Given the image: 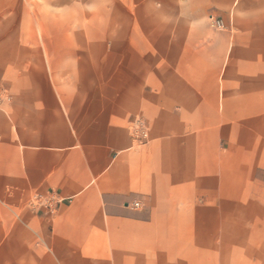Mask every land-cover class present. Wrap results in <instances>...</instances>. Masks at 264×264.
<instances>
[{
	"label": "crops",
	"instance_id": "1",
	"mask_svg": "<svg viewBox=\"0 0 264 264\" xmlns=\"http://www.w3.org/2000/svg\"><path fill=\"white\" fill-rule=\"evenodd\" d=\"M135 2L0 0V264H264V0Z\"/></svg>",
	"mask_w": 264,
	"mask_h": 264
},
{
	"label": "rangeland",
	"instance_id": "2",
	"mask_svg": "<svg viewBox=\"0 0 264 264\" xmlns=\"http://www.w3.org/2000/svg\"><path fill=\"white\" fill-rule=\"evenodd\" d=\"M77 1L80 4L83 0H72ZM180 1V0H179ZM40 3L43 0H39ZM149 6V15L151 17V28L152 30H177L178 31V0H136V12L139 11V15L146 12V9H142L144 4ZM148 4V5H147ZM142 5V6H141ZM138 7H142L138 9ZM42 8H39V12H42ZM78 11V9H77ZM80 16V12L77 13ZM161 21V29L157 26V21ZM157 26V27H156ZM136 28H140L139 23L136 24Z\"/></svg>",
	"mask_w": 264,
	"mask_h": 264
},
{
	"label": "built area",
	"instance_id": "3",
	"mask_svg": "<svg viewBox=\"0 0 264 264\" xmlns=\"http://www.w3.org/2000/svg\"><path fill=\"white\" fill-rule=\"evenodd\" d=\"M215 25L220 26L221 23H220L219 21H216V22H215ZM5 98H6V99L9 98V93H8V91L5 90L4 88H1V87H0V101H1L2 99H5ZM135 207H140V203H135Z\"/></svg>",
	"mask_w": 264,
	"mask_h": 264
}]
</instances>
